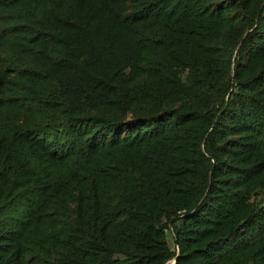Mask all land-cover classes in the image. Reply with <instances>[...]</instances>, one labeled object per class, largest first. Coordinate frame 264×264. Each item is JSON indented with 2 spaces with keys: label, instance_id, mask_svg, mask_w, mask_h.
Segmentation results:
<instances>
[{
  "label": "trees",
  "instance_id": "1",
  "mask_svg": "<svg viewBox=\"0 0 264 264\" xmlns=\"http://www.w3.org/2000/svg\"><path fill=\"white\" fill-rule=\"evenodd\" d=\"M175 258L264 264V0H0V264Z\"/></svg>",
  "mask_w": 264,
  "mask_h": 264
},
{
  "label": "water",
  "instance_id": "2",
  "mask_svg": "<svg viewBox=\"0 0 264 264\" xmlns=\"http://www.w3.org/2000/svg\"><path fill=\"white\" fill-rule=\"evenodd\" d=\"M178 254H179V251H178ZM176 263H177V258H175L173 261L169 262L168 264H176Z\"/></svg>",
  "mask_w": 264,
  "mask_h": 264
},
{
  "label": "rangeland",
  "instance_id": "3",
  "mask_svg": "<svg viewBox=\"0 0 264 264\" xmlns=\"http://www.w3.org/2000/svg\"><path fill=\"white\" fill-rule=\"evenodd\" d=\"M169 242H170L171 246L173 247V242H172V240H171V239H169Z\"/></svg>",
  "mask_w": 264,
  "mask_h": 264
}]
</instances>
